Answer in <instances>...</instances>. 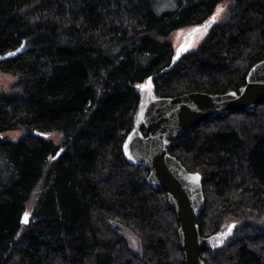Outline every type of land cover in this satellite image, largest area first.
<instances>
[{
  "label": "trees",
  "instance_id": "trees-1",
  "mask_svg": "<svg viewBox=\"0 0 264 264\" xmlns=\"http://www.w3.org/2000/svg\"><path fill=\"white\" fill-rule=\"evenodd\" d=\"M226 1L174 63L173 34ZM176 2L161 12L158 0H0V55L23 47L0 61L17 77L0 89V264H186L167 193L124 154L132 131L147 133L138 85L149 80L152 98L238 91L264 60V0ZM14 130L23 138L3 136ZM171 152L203 178L201 234L237 222L203 248L205 263L264 264V103L197 126Z\"/></svg>",
  "mask_w": 264,
  "mask_h": 264
},
{
  "label": "water",
  "instance_id": "water-1",
  "mask_svg": "<svg viewBox=\"0 0 264 264\" xmlns=\"http://www.w3.org/2000/svg\"><path fill=\"white\" fill-rule=\"evenodd\" d=\"M211 24L195 27L185 37L177 48L174 63L189 49L193 36ZM22 49L9 53L17 55ZM9 53L0 55V61L12 57ZM149 97L143 119L147 133L142 129L132 131L124 143V154L130 162L145 164L150 170L148 182L167 193L180 222L179 237L186 264H206L201 252L210 239L201 234L198 224L205 206L203 178L190 171L171 151L181 137L197 126L232 111H252L264 103V60L252 67L246 85L238 91L224 94L195 91L174 97ZM197 175L199 181L195 179Z\"/></svg>",
  "mask_w": 264,
  "mask_h": 264
},
{
  "label": "rangeland",
  "instance_id": "rangeland-1",
  "mask_svg": "<svg viewBox=\"0 0 264 264\" xmlns=\"http://www.w3.org/2000/svg\"><path fill=\"white\" fill-rule=\"evenodd\" d=\"M157 4H158L157 10H159L161 12L163 10H168V9H171V8H174L177 6L176 0H158ZM227 7H228V1L222 3L219 6L217 13L215 15V17H216L215 22L216 23L220 22L223 19V17L225 16V12L227 10ZM210 27L193 36L192 43H191L188 50L197 48L200 45V43L208 35ZM192 30H194V27L183 28V29L176 31L172 36V41L174 43V46L176 48H178L184 42L185 37ZM16 81H17V77L15 75H13L11 73H5V72L0 71V89L1 90H3V91L10 90ZM138 87L144 96V100H143V103L141 106V110L139 113V119H138V123L140 124V123H143L144 113H145V110L147 109L149 102H150V100H149L150 99V97H149L150 96V88H151L150 81L148 80L144 83H141L138 85ZM3 136L6 139L17 141V140H20L21 138H23L24 135H23V131L14 130V131L5 132L3 134ZM45 136L49 139H52L56 143H60L62 141L63 134L61 132H49V133H45ZM33 203H34V200H31V202L28 205L29 209H32ZM232 224L236 225L237 222L232 221L230 224H228L220 234H218L217 236H215L214 238H212L209 241V244H211L214 247L222 246L227 241L228 237L231 236L233 231H234V228H233L231 233L228 234V226H230ZM122 232L124 233V235L129 240V243H130L132 249L134 251H136L137 253H140L141 252V245H140L139 238L136 236V234H134L131 230H129L125 227H122Z\"/></svg>",
  "mask_w": 264,
  "mask_h": 264
},
{
  "label": "snow or ice",
  "instance_id": "snow-or-ice-1",
  "mask_svg": "<svg viewBox=\"0 0 264 264\" xmlns=\"http://www.w3.org/2000/svg\"><path fill=\"white\" fill-rule=\"evenodd\" d=\"M215 20H216V17L213 16L212 19H211V21H210V23H214ZM197 31H199V29H197ZM8 55H9V56H13V55H15V53H9ZM232 95L235 96L236 93H232ZM195 179H196L197 181H199V179H200V178H199V175H197V176L195 177ZM27 221H28V213H25V215H24V222L27 223ZM235 227H236L235 224H232V225L228 226V234H230L231 231H232V229L235 228Z\"/></svg>",
  "mask_w": 264,
  "mask_h": 264
}]
</instances>
